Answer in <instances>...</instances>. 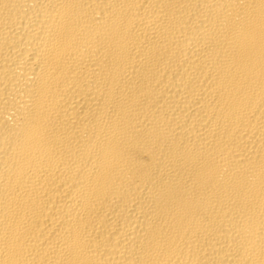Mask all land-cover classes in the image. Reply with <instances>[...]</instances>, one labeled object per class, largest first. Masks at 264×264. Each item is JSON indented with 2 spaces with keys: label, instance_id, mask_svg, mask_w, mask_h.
Instances as JSON below:
<instances>
[{
  "label": "bare ground",
  "instance_id": "obj_1",
  "mask_svg": "<svg viewBox=\"0 0 264 264\" xmlns=\"http://www.w3.org/2000/svg\"><path fill=\"white\" fill-rule=\"evenodd\" d=\"M0 264H264V0H0Z\"/></svg>",
  "mask_w": 264,
  "mask_h": 264
}]
</instances>
